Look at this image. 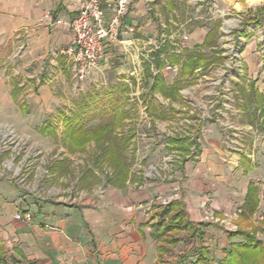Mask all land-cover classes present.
Wrapping results in <instances>:
<instances>
[{
    "label": "crops",
    "instance_id": "1",
    "mask_svg": "<svg viewBox=\"0 0 264 264\" xmlns=\"http://www.w3.org/2000/svg\"><path fill=\"white\" fill-rule=\"evenodd\" d=\"M84 1L0 0V122L12 126L14 138L47 146L52 135L59 136V127L65 129L64 118L81 112V104L77 110L72 105L68 113L62 109L72 102V97L63 95L68 91L72 64L62 50L70 44L73 33L65 27H38L36 22L47 10L56 16H73ZM106 1L102 0L104 6ZM220 1V7H231L242 16L240 31L247 41L245 70L237 73L231 89L235 101L231 123L237 129L224 127L223 109L230 105L218 98L213 107L218 111L215 115L202 119L192 116L188 130L174 134L162 147L145 138L138 137L137 141L136 128L129 127L127 117L105 142L108 145L132 135L128 146L120 150L123 168H127L124 179L119 169L102 157L96 140L83 151L72 152L63 144V135L66 151L61 154L83 157L93 147L98 162L82 172L79 166L84 161L78 160L79 190L57 189L59 196L48 199L28 193L11 180L21 175L22 167L0 164V264H185L189 259V264H195L204 247L208 259L201 264H221L231 241L239 239L230 240V230L225 239L223 226L206 219L212 208L216 215L238 208L240 213L234 221L238 228L252 225L260 213L264 232V64L256 55L259 32H264V24L260 25L264 10L259 15L264 0ZM177 3L174 0L171 7H178ZM147 4L149 0H132L124 18L122 42L106 44L99 70L102 75L95 71L84 86L94 89L107 85L115 90L131 80L127 72L141 53L138 45L142 36L146 34L152 41L156 29ZM165 4L163 7H169L167 0ZM248 13L259 18L258 24H245ZM110 14L107 10V17ZM127 25L135 26V31L125 32ZM209 29L198 44L204 42ZM241 84L245 87L242 93ZM89 106L95 105L89 102ZM47 124L56 128L55 134L45 132ZM240 128L245 132L240 133ZM187 136L191 143L187 152L171 142L173 137ZM162 154L164 164L159 175L133 173L129 155L140 164L145 159L157 163ZM173 156H186V160L177 162ZM59 167L66 172L67 166ZM171 203L173 206H168ZM249 204L252 209L255 205L252 213ZM167 208L170 211L164 214ZM27 211L33 214L31 222L16 219L17 213ZM180 211L184 222L176 225L171 219ZM169 226L173 228L164 231ZM217 240L220 244L213 245Z\"/></svg>",
    "mask_w": 264,
    "mask_h": 264
},
{
    "label": "rangeland",
    "instance_id": "2",
    "mask_svg": "<svg viewBox=\"0 0 264 264\" xmlns=\"http://www.w3.org/2000/svg\"><path fill=\"white\" fill-rule=\"evenodd\" d=\"M151 1H154L151 6H154V3H156V7H150L147 4L146 8L147 11L153 12V15L151 13L149 15L155 17V33L152 35V41L146 37V34H143V42L141 45H138L141 53L133 59L134 63L133 61L131 62L132 68L135 66V63L140 62L142 68L140 85L137 84L135 76H129V71L132 68L127 72L128 78L131 79V84L126 82L127 84H122L120 88L115 90H109L107 85L99 88L95 86L94 89H91L88 84L84 86L87 81L81 82L75 79L73 71H71L68 91L63 95L64 97H72V102H69L70 107L64 105L62 107L63 111L72 110V105L73 108L75 105L76 108L74 109L77 110V106L82 103V99L87 98L86 95H95L96 97H93L95 98L93 101V105L95 106L92 107V110L82 122H85L89 127H96L101 124L104 125L110 120L109 108L120 97L117 100L119 104H117L129 114L127 122L129 123V127L134 128L133 126H135L136 140L138 137L145 138V141H153L157 146L162 147L174 134L181 133L184 128L188 130L187 125L190 123L188 120L192 121V116H198V118L202 119L211 118L215 115L218 111H213V107L214 103L216 105L215 101L218 98V101L223 100L225 103L228 101L230 105H225V109H223L225 114L222 117V121H226L224 127L228 128L229 131L236 130L235 125L231 123L235 117V111L233 110L235 101L231 95V89L233 81H236L237 73L245 70V56L243 53L245 46H247V41L244 39V34L239 32L243 27L241 23V20H243L242 16L237 15L238 13L231 7H220V0H190V2H187L188 0H178V7H175L174 10L169 7H163L166 6V0H149V2ZM247 15L249 16V13ZM217 18L223 20L220 27L219 43L220 47L225 48L224 53L226 58L224 63L210 71V68L207 70L200 69L197 72V80L194 85L182 88L181 93L184 99L182 103L165 98L158 92H153L151 85L153 83V75L155 74L152 71L154 68H159L158 60L166 61L168 53L174 51L181 53L183 48L188 46L193 47L195 44L201 43L206 28L212 27ZM36 23L39 24V18ZM263 24L264 18L261 20L260 25L262 26ZM38 27H45V25H39ZM169 31H171L170 34H168ZM184 34L188 35L185 41ZM134 36L137 37L136 34ZM259 36L261 37L259 42H257L259 47L257 53H255L264 64V32L260 31ZM205 50L211 53L209 48ZM166 62L168 63V61ZM207 71L209 72L207 73ZM160 73H162L165 80L169 83L178 75L175 70L165 67L160 69ZM220 92L225 93L226 97L221 98ZM110 93L114 94L115 100L108 101L107 98L110 97ZM104 95L107 98L100 99ZM105 100L107 103H103ZM12 129L10 124L0 122V164L4 163L7 168L11 167L13 169L15 167L14 164L22 167L21 175L11 178V180L15 181L21 189L32 195H37L44 199L58 197L59 193L57 189L66 188L75 193V191L79 190L80 181L78 179L80 177V168L82 167L81 171L83 172L88 166L96 165L98 162L97 154H94L93 147L86 151L83 157H71L61 154L62 151H66V147L62 145L61 139L64 137V130L60 127L58 130L59 136L55 137L52 135L53 137L49 140L50 144L41 147L31 145L25 139L14 138V135L12 136L11 133ZM240 131V133L245 132L241 128ZM145 141L144 143H146ZM66 149L68 150V148ZM163 151L165 153L164 149ZM163 156L164 154H162L160 161L157 163L155 161H146L145 159L140 164H136L135 158L132 155L128 157L132 162L133 173L136 174V171H141L142 175L155 177L154 173L150 172L151 168L149 165L155 166L160 163L161 165H158L160 171L157 172L159 175L161 172L160 167L164 164V161H162ZM173 158L174 161L180 162V158L183 157L173 156ZM82 159L84 162L79 166V171H77L75 163ZM59 165L67 166L66 172L60 171ZM68 174L70 177L67 180ZM9 175L11 174L9 173ZM237 209H228L222 215H216L214 208H212L208 210L206 219L216 221L215 223L223 226L225 239L227 230L233 232L238 229H245L253 233L264 244L263 219H260V213L256 214V222L252 225H240L238 228L234 222L240 213ZM243 238V236L235 237L239 241L243 240ZM229 239L231 240V238ZM224 242L227 243L226 240ZM219 244L220 241L217 240L213 245L218 246ZM229 245L227 244V247ZM212 249L211 255H217L215 253L216 248L213 246ZM190 261L192 259L187 260L185 264H189Z\"/></svg>",
    "mask_w": 264,
    "mask_h": 264
},
{
    "label": "trees",
    "instance_id": "3",
    "mask_svg": "<svg viewBox=\"0 0 264 264\" xmlns=\"http://www.w3.org/2000/svg\"><path fill=\"white\" fill-rule=\"evenodd\" d=\"M174 0H167L168 6L170 9H174L171 7V4ZM263 8L260 9L259 15H263ZM259 16V17H260ZM259 18L256 16L249 15L245 21V24L249 23L258 24ZM222 19H216L215 23L210 29L204 39L202 44H197L190 47L183 48L181 53L176 51L167 54V60L169 64L172 66L178 67V75L173 79L171 83H168L162 73H157L153 75V83L151 85V89L153 92H158L163 95L165 98H169L170 100L183 102L184 99L182 97L181 89L183 87L192 85L197 80V72L200 69H209L222 65L225 61V48L220 47L219 36H220V27L222 25ZM243 33L242 31H239ZM171 32L169 31L168 34ZM209 48L211 53H208L205 49ZM164 60H158L159 68H162L166 63ZM241 78L247 80L245 76L243 77L240 74ZM236 82V81H235ZM239 84V83H237ZM239 89L241 93L244 91V85H239ZM245 92V91H244ZM86 99H82L81 103V112L80 113H72L71 115H67L64 118V144L67 148L72 152L83 151L86 145L92 141L96 140V142L100 145L101 155L106 158L111 164L116 166L119 169V175L124 179L126 177L127 168H123L125 166L123 157L121 156L120 150L128 146L130 142V138L127 136H122V138H117L111 141L108 145L105 144L107 140L110 139L111 135H113L116 126L122 124V121L129 116V114L118 105V101L120 97L116 99L114 105L109 108L110 111V120L104 124L96 127H89L87 124L82 122L86 115L92 110L89 106V102H93L96 97L95 95L91 96L86 95ZM109 98L105 95L100 99L107 98L108 101L115 100L114 94L110 93ZM103 103H107L106 100ZM118 103V104H117ZM46 133L55 134L56 128L53 127L52 124L46 125ZM189 136L187 137H178L171 138V142H177L180 144V149L184 152L189 151L191 143L189 142ZM183 160H186V156H182ZM120 168H122L120 170ZM168 206H173L172 203ZM247 208H250V212L255 209L251 208L249 204ZM170 209H164L163 213L167 214ZM182 211L178 212L176 215L172 216V223L180 224L184 222V218H182ZM173 227H166L164 231L171 229ZM243 236V240L240 241H231L230 248L227 252V256L221 262V264H264V245L263 242L258 239L253 233L248 232L245 229H238L237 231L230 232L229 237L231 239L235 237ZM206 249L204 247V251H201L200 259L195 261V264H201V262L205 259H208L206 254Z\"/></svg>",
    "mask_w": 264,
    "mask_h": 264
},
{
    "label": "built area",
    "instance_id": "4",
    "mask_svg": "<svg viewBox=\"0 0 264 264\" xmlns=\"http://www.w3.org/2000/svg\"><path fill=\"white\" fill-rule=\"evenodd\" d=\"M131 2L132 0H108L104 6L102 0H85L73 16H56L52 10L43 12L39 16L38 25L65 27L72 31L73 38L62 52L67 54L71 61L75 79L84 82L100 69L106 44L122 42L124 18L129 12ZM152 2L154 1L149 2V6ZM107 10L111 12L109 17H107ZM133 31H135V26H125V32ZM187 38L188 35L184 34V41ZM150 61L152 62V60ZM163 67L175 70L178 74L177 66L166 62ZM162 68H154L152 72L157 74ZM141 73L142 68L139 62L135 63V66L129 71V76H135L137 84L140 85ZM128 83L131 84V80H128ZM11 133L13 136L15 133L13 129ZM149 167L151 168L150 172H153L154 175L160 171L156 165L151 164ZM16 219L31 222L33 214L30 211L19 212L16 214Z\"/></svg>",
    "mask_w": 264,
    "mask_h": 264
}]
</instances>
